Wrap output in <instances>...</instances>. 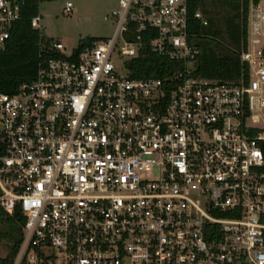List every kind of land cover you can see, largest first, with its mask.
Wrapping results in <instances>:
<instances>
[{
    "label": "built area",
    "instance_id": "obj_1",
    "mask_svg": "<svg viewBox=\"0 0 264 264\" xmlns=\"http://www.w3.org/2000/svg\"><path fill=\"white\" fill-rule=\"evenodd\" d=\"M190 2L118 0L110 37L41 43L35 78L0 92V210L25 216L12 264H264V132L248 122L264 111V0L246 83L198 73ZM18 16L0 0V42ZM145 34L173 63L162 77L127 67Z\"/></svg>",
    "mask_w": 264,
    "mask_h": 264
},
{
    "label": "trees",
    "instance_id": "obj_2",
    "mask_svg": "<svg viewBox=\"0 0 264 264\" xmlns=\"http://www.w3.org/2000/svg\"><path fill=\"white\" fill-rule=\"evenodd\" d=\"M19 6V16L7 26L8 36L0 42V92L13 94L25 82L36 76L42 59L40 44L49 43L39 29L31 26V19L40 13L44 0H8ZM259 0H191L188 7L189 39L199 47L198 73L207 78L237 80L243 74L248 80V66L240 55L247 45V27L250 2ZM210 6V8H209ZM214 8V10L212 9ZM199 9L207 19L203 24L194 17ZM91 39L87 40L89 42ZM144 47L137 58L127 67L134 78L162 77L173 63L166 57L147 48L148 38L142 37ZM263 129L252 128L251 135L263 133ZM264 154V140L261 141ZM4 146L0 142V154ZM264 169V167H263ZM25 216L19 207L13 215L0 210V239L7 248V255L0 264H12L22 236Z\"/></svg>",
    "mask_w": 264,
    "mask_h": 264
},
{
    "label": "rangeland",
    "instance_id": "obj_3",
    "mask_svg": "<svg viewBox=\"0 0 264 264\" xmlns=\"http://www.w3.org/2000/svg\"><path fill=\"white\" fill-rule=\"evenodd\" d=\"M68 1L73 6L66 12ZM117 4L118 0H44L40 5L39 30L46 39L58 40L67 49L89 39L107 38L115 28L113 12ZM255 113L257 118L250 117L249 124L264 129V111Z\"/></svg>",
    "mask_w": 264,
    "mask_h": 264
}]
</instances>
